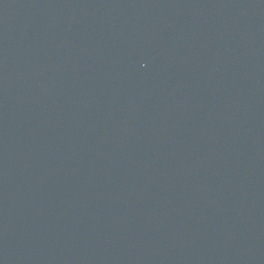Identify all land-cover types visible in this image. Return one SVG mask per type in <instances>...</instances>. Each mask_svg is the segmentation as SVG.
I'll use <instances>...</instances> for the list:
<instances>
[{
  "label": "water",
  "instance_id": "1",
  "mask_svg": "<svg viewBox=\"0 0 264 264\" xmlns=\"http://www.w3.org/2000/svg\"><path fill=\"white\" fill-rule=\"evenodd\" d=\"M0 264H264V0H0Z\"/></svg>",
  "mask_w": 264,
  "mask_h": 264
}]
</instances>
